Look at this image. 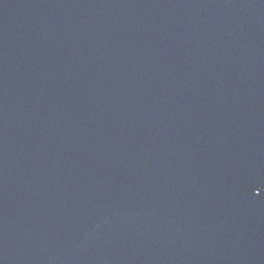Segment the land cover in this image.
Here are the masks:
<instances>
[{
	"label": "water",
	"instance_id": "obj_1",
	"mask_svg": "<svg viewBox=\"0 0 264 264\" xmlns=\"http://www.w3.org/2000/svg\"><path fill=\"white\" fill-rule=\"evenodd\" d=\"M0 264H264V0H0Z\"/></svg>",
	"mask_w": 264,
	"mask_h": 264
}]
</instances>
